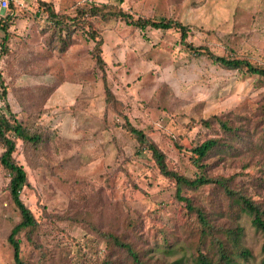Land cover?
I'll return each mask as SVG.
<instances>
[{
    "label": "rangeland",
    "instance_id": "374dc122",
    "mask_svg": "<svg viewBox=\"0 0 264 264\" xmlns=\"http://www.w3.org/2000/svg\"><path fill=\"white\" fill-rule=\"evenodd\" d=\"M40 1L66 17L67 35L52 28L39 0H14L0 23V114L9 110L41 138L36 145L18 141L13 154L28 179L20 198L37 222L19 236L23 262L196 264L199 251L217 264L216 240H203L196 212L176 197L175 183L148 151H139L124 125L141 129L170 170L221 179L262 210L264 82L187 45L264 68V0ZM87 3L135 19L178 21L187 37L78 13ZM90 33L102 42L103 70ZM207 139L219 144L196 166L190 151ZM9 180L0 166V264H14L7 238L19 222ZM180 195L209 217L235 264H260L263 236L222 188H183ZM107 234L129 245L138 262Z\"/></svg>",
    "mask_w": 264,
    "mask_h": 264
},
{
    "label": "trees",
    "instance_id": "16d2710c",
    "mask_svg": "<svg viewBox=\"0 0 264 264\" xmlns=\"http://www.w3.org/2000/svg\"><path fill=\"white\" fill-rule=\"evenodd\" d=\"M14 5V4H13ZM12 6V2L9 4ZM39 8L46 14L47 20L52 24V28H55L58 32V35L62 33L68 34V31L72 29L71 24H67L65 21L66 17L58 16L50 3L39 0ZM6 12V14H7ZM78 13L81 15L92 17L99 16L102 20H107L111 18L119 19L133 28L139 30H145L146 28L155 29V30H175L180 34L181 40L184 42L187 37V28L178 21H174L166 18L159 19H143V18H134L130 14L124 13L121 10L113 8L109 5H95L93 3H87L79 8ZM6 14L3 17H0V23ZM67 20V19H66ZM72 22H76L77 19H71ZM89 22H86V27L89 28ZM90 38L95 42L96 52L93 54L96 66L103 70L104 61L101 57V40L97 39L94 34L90 33ZM191 50L199 54H205L210 60L214 63L226 68V69H238L245 70L246 72L256 75L261 78L264 82V68L252 65L249 61L217 56L206 48H195L191 45H187ZM202 50V51H201ZM104 92L106 96V101L113 99V95L103 78ZM0 86H3V82L0 80ZM4 92V91H3ZM5 94V92L3 93ZM223 129L230 130L224 124H220ZM124 128L131 135V137L136 140L138 144L139 151H148L151 154V158L154 161L155 166L159 170L160 174L165 178L173 181L175 183V194L176 197L186 203L188 209L194 210L196 212L198 223L200 224V235L203 240L210 239L217 244L218 253H219V262H224V264H235L233 259L229 257L224 248V243L218 239H215L214 227L210 223L209 217L206 216L204 212L198 209H193L190 201L186 197H182L181 191L183 188L189 190H195L209 184H216L219 188L223 189V194L227 199L231 201V205L234 208H237L239 212L252 216L251 223L254 228L259 231L263 236V242L261 245V261L260 264H264V208L260 210V207L253 203L250 199L243 195H239L232 191L226 184L225 181L221 179H210L205 177V175L200 174L193 179L187 178L186 176L180 175L175 171L170 170L166 164L165 154L156 146V144L149 139V137L141 130L134 128L128 121L125 122ZM18 141H21L23 144L36 145L41 141L40 135L31 133L29 129L23 125L18 119L8 110V115L3 113L0 114V144L2 146V153L0 154V166L8 173L9 175V184L8 190L11 197V201L18 211L19 222L16 223L7 238V241L12 249V258L14 264H25L21 258V248H20V235L22 233H32L36 227L37 222L28 209V207L22 202L20 198V193L24 187L28 184L27 174L23 167L17 163L14 159V152L16 150V144ZM219 141L216 139H207L202 142L200 145L194 147L190 152L193 155L194 162L196 166H200V161L203 159L210 151L217 147ZM107 237L111 239L115 246H119L127 250L136 262L138 258L134 254L130 246L121 242L117 237H112L107 234ZM234 244L237 243L239 238V233L234 232L230 236ZM242 257H246L247 253L242 252ZM196 264H216L212 259H208L205 255L201 254L199 251L196 256ZM217 263V264H218Z\"/></svg>",
    "mask_w": 264,
    "mask_h": 264
},
{
    "label": "built area",
    "instance_id": "2783aa9c",
    "mask_svg": "<svg viewBox=\"0 0 264 264\" xmlns=\"http://www.w3.org/2000/svg\"><path fill=\"white\" fill-rule=\"evenodd\" d=\"M13 1L14 0H0V17H3L6 14L9 4Z\"/></svg>",
    "mask_w": 264,
    "mask_h": 264
}]
</instances>
